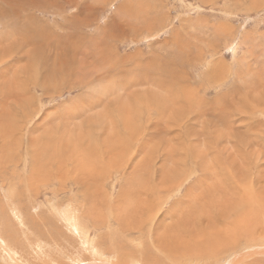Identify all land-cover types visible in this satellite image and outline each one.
<instances>
[{
  "label": "rangeland",
  "instance_id": "1",
  "mask_svg": "<svg viewBox=\"0 0 264 264\" xmlns=\"http://www.w3.org/2000/svg\"><path fill=\"white\" fill-rule=\"evenodd\" d=\"M69 203L143 264H264V0H0L1 245L70 264Z\"/></svg>",
  "mask_w": 264,
  "mask_h": 264
},
{
  "label": "bare ground",
  "instance_id": "2",
  "mask_svg": "<svg viewBox=\"0 0 264 264\" xmlns=\"http://www.w3.org/2000/svg\"><path fill=\"white\" fill-rule=\"evenodd\" d=\"M113 79V78H112ZM118 80V79H117ZM128 81V80H127ZM132 83V82H131ZM114 84V83H112ZM147 84V83H146ZM110 85V84H109ZM112 85H110L111 87ZM122 86V85H121ZM124 86V85H123ZM113 87V86H112ZM114 88V87H113ZM125 88V87H124ZM112 89V88H110ZM122 89V88H121ZM126 89V88H125ZM115 90V88H114ZM98 93L105 96V93H107V88L105 86H101L98 88ZM96 91V92H97ZM109 91V89H108ZM113 91V90H112ZM111 91V92H112ZM120 91V90H118ZM122 91V90H121ZM95 92V94H96ZM114 92V91H113ZM93 93V92H92ZM117 93V92H116ZM107 95H109L107 93ZM96 97V96H94ZM104 98V97H102ZM107 98V97H106ZM95 99V98H94ZM92 101V100H90ZM102 101V100H101ZM95 102V100H94ZM80 104V103H79ZM101 104V102H100ZM77 107L78 105L75 106V108L73 109V111L71 110L72 115L74 114V119H78L76 116L78 115L80 117V114L82 113L81 109V113H79L80 111L77 110ZM81 107V106H80ZM87 110V109H86ZM85 111V110H84ZM70 112V113H71ZM85 113V112H84ZM68 117H69V114H68ZM13 188H9V191L8 192V195L10 193H13L12 192ZM6 192V193H7ZM11 195V194H10ZM12 196V195H11ZM11 198V197H9ZM12 203V202H11ZM11 203H9L10 206V209L12 210V215H13V219L16 220V224L21 228V236H22V239L25 240V239H29L30 238V234L32 232H29L27 231L28 228H26V225H25V221L24 219L21 218V215L18 213V211L16 210L17 208H15V206H13ZM49 204H47L48 206ZM54 205V204H53ZM51 205V206H53ZM74 205V204H73ZM71 203L67 204L65 207H51L52 208V215L55 216V220L56 222H60V224L62 225V227L70 233V236L73 237V241L77 243L76 246H73L72 243H66L65 246H62V244H59V245H55V247H57V251L58 253L60 252V254L63 256L62 258H64L65 260L69 261L70 264H78L80 262L83 261V259H88L89 260V263L88 261H86L88 264H92L91 261H104L107 260L109 261V263L112 261L117 262V264H121L119 263V260H116L115 259L117 258H124L123 261H126L125 262H122V264H143V262L145 261H151V258H149L148 260L144 258V248L146 247L145 245L147 244L146 241L149 240L148 237H149V234L151 233L150 231L153 229H150V231L145 234L144 237H138L136 240H133L132 238V241L129 242V244L136 249V255L135 257L136 258H139V259H133L134 257H131L130 255L126 254V255H123L122 251H117L116 248H119V245L117 243H115L113 245V248H112V244H109V242L111 241H114V237L113 235H110V236H106L104 239H101V238H98V234L96 235H93L91 236V228H90V225L89 223L87 222V218L85 217H82L81 213H79V210L78 208L77 209H72L71 206H73ZM75 206V205H74ZM50 207V205H49ZM76 207V206H75ZM63 208H66V209H63ZM48 210V209H47ZM51 210V209H50ZM49 212V211H48ZM51 212V211H50ZM49 212V213H50ZM27 224V223H26ZM101 224V223H100ZM95 231L96 228L91 226ZM111 228V224L110 225H107L105 227V229H107L109 231V229ZM139 228V227H138ZM148 228H151V227H148ZM110 232V231H109ZM122 235V234H121ZM35 236L37 237V235L35 234ZM50 236L49 234H47V236H44L43 235V239H29L26 243L27 247L28 248H31V250L33 251V253H31V255L37 259H39L40 257H43L44 255H46V251L47 249L51 248V245L49 246V244L47 243L48 241H50L51 239V236L50 238L48 237ZM69 236V237H70ZM48 238V239H47ZM117 238V237H116ZM72 239V238H71ZM52 240V239H51ZM120 240V239H119ZM122 240V239H121ZM125 240V239H123ZM118 241V240H117ZM128 241V240H127ZM129 241H130V238H129ZM52 243V242H51ZM146 243V244H145ZM2 243H0V250L2 249V252L1 254L3 255V257L7 258L8 260H10L11 262H13V264H24L23 261H25V259H23V261L19 262V259L16 258V255L15 253L11 250V246H6L8 248H6V250L3 248L4 245H1ZM127 244V243H126ZM150 247H152L153 250H155L156 252L159 251V250H156L155 247H153V242L151 241L149 243ZM72 246V247H70ZM102 246H104L106 249L108 250H111L112 251V254L111 256L109 255L108 257H106L103 253V251L107 252L106 250H102ZM54 247V248H55ZM71 248V252H68L67 249ZM56 249V248H55ZM120 249V248H119ZM121 250V249H120ZM115 254H114V253ZM120 252V254H119ZM161 254H163L161 251H159ZM195 252H198L199 251H190L188 252L189 255L192 254V256H195ZM54 253V252H53ZM56 253V254H58ZM111 253V252H110ZM55 254V253H54ZM117 254V255H116ZM212 257L211 259L215 261H218V260H215L216 258L213 256V254H211ZM84 257V258H83ZM209 258V256H208ZM51 259V258H50ZM105 259V260H104ZM156 259V258H155ZM193 259V258H192ZM52 260V259H51ZM153 261V259H152ZM6 262V261H5ZM155 262V261H154ZM172 262V261H171ZM189 262V260H188ZM84 263V262H83ZM107 262V264H109ZM150 264V262H148ZM173 263H178V264H182L181 263V260H176V262H173ZM213 263V262H212ZM216 263V262H215ZM213 263V264H215ZM85 264V263H84ZM97 264V263H96ZM99 264V263H98ZM111 264V263H110ZM116 264V263H115ZM152 264H155V263H152Z\"/></svg>",
  "mask_w": 264,
  "mask_h": 264
}]
</instances>
